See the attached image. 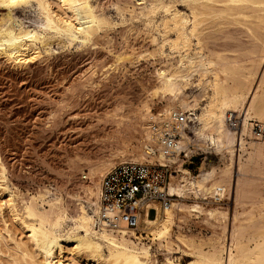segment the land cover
<instances>
[{
    "label": "bare ground",
    "instance_id": "bare-ground-1",
    "mask_svg": "<svg viewBox=\"0 0 264 264\" xmlns=\"http://www.w3.org/2000/svg\"><path fill=\"white\" fill-rule=\"evenodd\" d=\"M52 1L59 2L67 19L53 12ZM91 1L0 0V7L7 10L0 15V57L12 67L22 68L52 52L54 40L68 49L88 46L110 25L109 18L95 13ZM139 1L138 11L113 7L118 16L127 14L140 20L158 55L170 61L155 72L156 84L150 95V101L157 98L165 103L156 114L146 103L134 113L131 127H121L112 137L117 150L88 167L85 177L89 186L83 196L74 197L73 213L56 189L40 191L27 201L21 199L6 185L5 170L0 167V193L5 194V204L25 229L34 257L40 259L36 261L20 244L16 249L22 263L16 258L11 264H70L63 259L65 253L84 255L86 264H182L173 258L178 253L191 258L186 264H264V193L249 191L252 186L248 190L246 182L247 174L264 168V70L255 81L256 67L255 71L250 68L251 72L244 68L240 56L216 54L207 47L208 40L230 25L243 29L264 49V0ZM176 3H182L187 12L176 11ZM17 9H33L41 19L40 27H25L15 17ZM261 54L262 60L264 51ZM192 86L201 93L199 97L185 94ZM177 114H192L195 126L189 133L192 137L186 133L189 124L178 126L176 146L166 155L162 137L173 127ZM235 115L240 120L237 131L228 125ZM255 123L262 128L261 141L253 140ZM192 140L198 147H211L217 159L216 165L201 167L194 177L179 165L174 167ZM124 162L174 168L164 188L173 197L171 203L165 207L158 204L163 209L151 201L141 206L144 214L136 230L145 234L144 239L118 221L117 228H111L100 218L101 180ZM225 196L233 209L232 205L225 210L198 203L208 199L220 202ZM187 197L195 203H183ZM246 204L251 209L241 211L246 216L239 220L236 207ZM148 208L155 210L153 219L146 216ZM184 218H201L207 224L216 221L220 232L206 238L187 235L181 226ZM152 248L163 255L162 261L151 253Z\"/></svg>",
    "mask_w": 264,
    "mask_h": 264
},
{
    "label": "rangeland",
    "instance_id": "rangeland-1",
    "mask_svg": "<svg viewBox=\"0 0 264 264\" xmlns=\"http://www.w3.org/2000/svg\"><path fill=\"white\" fill-rule=\"evenodd\" d=\"M91 4L95 13L109 18L110 22L106 29L96 34L91 45L68 49L54 40L50 44L52 52L22 68L12 67L0 57V167L5 170L6 185L23 200H29L44 190L52 192L56 189L71 213L74 197L83 196V190L89 186L85 177L88 167L117 150L112 137L118 135L121 127L129 129L134 113L143 110L146 103L155 114L165 103L164 99L157 98L150 101V95L156 84L155 72L170 63L158 55L140 20L130 19L127 14L118 16L115 12L114 7L119 5L121 8L134 7L138 11L141 1L92 0ZM174 9L181 14L187 12L182 3H176ZM52 10L60 18H68L59 2L52 1ZM6 12L0 7V15ZM15 17L25 27L38 28L41 25V19L33 9H17ZM251 40L243 29L229 25L208 40L207 47L216 54L240 56L238 59L245 64L244 68L249 71L255 67L258 69L255 79L258 81L264 70V57L261 60L264 49L260 48L259 42ZM186 92V95H201L193 86ZM235 116L228 125L237 131L240 120ZM194 126V123L189 124L186 132L189 137H192L189 133ZM252 133L253 140L261 141L263 133L258 123L253 126ZM196 143L192 140L181 151L191 150L189 156L192 157L179 155L174 165L189 171L190 177L197 176L201 167L209 169L217 163L211 147H198ZM169 170L171 174L174 168L169 166ZM246 180L248 190L252 186L249 191L253 189L257 195L264 193V168L253 175L247 174ZM6 199L5 194L0 193V264H11L16 258L22 263L16 245L21 244L30 254L33 249L25 229L5 204ZM217 202L198 201L205 208L227 210L232 205L227 196ZM183 203L195 202L187 197ZM246 205L236 207L241 217L239 220L246 216L241 211L251 209V205ZM231 207L233 209V205ZM154 217V211L148 215L150 219ZM184 219L181 226L187 235L206 238L220 232L216 221L207 224L201 218ZM135 232L145 238L143 232ZM33 253L31 256L34 257L36 254ZM151 253L162 261L161 253H155L154 248ZM173 258L182 264L191 260L181 253L174 254ZM34 259L40 260L38 256ZM63 259L70 264L87 262L84 255L72 257L65 253Z\"/></svg>",
    "mask_w": 264,
    "mask_h": 264
},
{
    "label": "built area",
    "instance_id": "built-area-1",
    "mask_svg": "<svg viewBox=\"0 0 264 264\" xmlns=\"http://www.w3.org/2000/svg\"><path fill=\"white\" fill-rule=\"evenodd\" d=\"M193 115L177 114L173 117L172 128L162 137L164 154L172 153L178 135L177 127L193 123ZM228 123H232L229 120ZM184 152L180 157L191 158ZM170 170L165 166L145 163L124 162L112 167L102 178L100 187V218L108 227L117 228L116 221L126 228L136 230L139 218L144 214L141 208L144 202H155L161 207L168 206L173 197L164 191ZM155 215L153 208H148L146 216ZM137 231V230H136Z\"/></svg>",
    "mask_w": 264,
    "mask_h": 264
},
{
    "label": "trees",
    "instance_id": "trees-1",
    "mask_svg": "<svg viewBox=\"0 0 264 264\" xmlns=\"http://www.w3.org/2000/svg\"><path fill=\"white\" fill-rule=\"evenodd\" d=\"M150 219V218H149Z\"/></svg>",
    "mask_w": 264,
    "mask_h": 264
}]
</instances>
